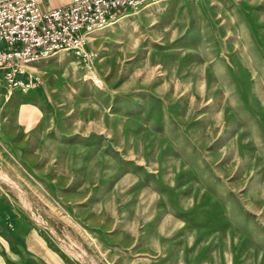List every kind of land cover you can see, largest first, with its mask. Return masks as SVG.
I'll return each instance as SVG.
<instances>
[{
    "label": "rangeland",
    "instance_id": "1",
    "mask_svg": "<svg viewBox=\"0 0 264 264\" xmlns=\"http://www.w3.org/2000/svg\"><path fill=\"white\" fill-rule=\"evenodd\" d=\"M97 32L0 82V199L39 239L0 264H264V0H154Z\"/></svg>",
    "mask_w": 264,
    "mask_h": 264
},
{
    "label": "built area",
    "instance_id": "2",
    "mask_svg": "<svg viewBox=\"0 0 264 264\" xmlns=\"http://www.w3.org/2000/svg\"><path fill=\"white\" fill-rule=\"evenodd\" d=\"M149 1L69 0L44 10L39 0H0V82L21 90L38 85L40 74L27 64L59 49H79L88 33Z\"/></svg>",
    "mask_w": 264,
    "mask_h": 264
},
{
    "label": "crops",
    "instance_id": "3",
    "mask_svg": "<svg viewBox=\"0 0 264 264\" xmlns=\"http://www.w3.org/2000/svg\"><path fill=\"white\" fill-rule=\"evenodd\" d=\"M69 0H39L41 9L49 10L58 6L65 5ZM4 202L0 199V256L1 253L6 251L4 247L8 244L5 238L18 235L19 237L24 235L25 243L32 250H36L39 245L38 232L32 227V223L20 214L10 213L11 205L8 207L3 206ZM37 242V246L34 247L33 242ZM35 248V249H34Z\"/></svg>",
    "mask_w": 264,
    "mask_h": 264
},
{
    "label": "bare ground",
    "instance_id": "4",
    "mask_svg": "<svg viewBox=\"0 0 264 264\" xmlns=\"http://www.w3.org/2000/svg\"><path fill=\"white\" fill-rule=\"evenodd\" d=\"M115 19H116V17H115ZM109 22H110V21H109ZM107 24H108V23H107ZM107 24H106V25H107ZM106 25H105V26H106ZM105 26H103V27H105ZM103 27H101V28H103ZM101 28H97V29H101ZM95 30H96V29H95ZM93 31H94V30H93ZM93 31H91V32H93ZM91 32H90V33H91ZM100 34H102V32H97L96 34L93 33V34H91V35L88 33V34L86 35V37H89L90 40H91V39L94 38L96 35H100Z\"/></svg>",
    "mask_w": 264,
    "mask_h": 264
}]
</instances>
